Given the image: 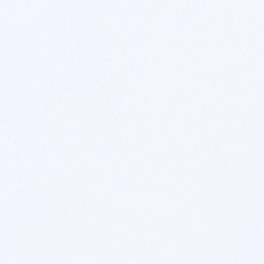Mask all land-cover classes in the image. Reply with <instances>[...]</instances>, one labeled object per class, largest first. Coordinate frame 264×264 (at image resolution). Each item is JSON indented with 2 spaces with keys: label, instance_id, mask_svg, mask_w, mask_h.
Masks as SVG:
<instances>
[{
  "label": "snow or ice",
  "instance_id": "1",
  "mask_svg": "<svg viewBox=\"0 0 264 264\" xmlns=\"http://www.w3.org/2000/svg\"><path fill=\"white\" fill-rule=\"evenodd\" d=\"M0 264H264V0H0Z\"/></svg>",
  "mask_w": 264,
  "mask_h": 264
}]
</instances>
